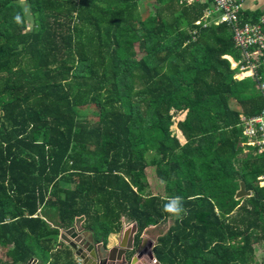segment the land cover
Returning a JSON list of instances; mask_svg holds the SVG:
<instances>
[{"label": "trees", "instance_id": "trees-1", "mask_svg": "<svg viewBox=\"0 0 264 264\" xmlns=\"http://www.w3.org/2000/svg\"><path fill=\"white\" fill-rule=\"evenodd\" d=\"M210 6L0 0V264H74L59 236L82 219L106 244L126 222L140 242L170 218L158 263L257 264L264 153L245 152L241 116L264 100L254 78L230 69L224 57L241 53L226 24L202 19ZM173 112L185 115L175 128L184 143ZM240 183L251 197L235 199ZM175 197L178 218L165 211ZM42 244L67 252L52 262L34 253Z\"/></svg>", "mask_w": 264, "mask_h": 264}, {"label": "built area", "instance_id": "built-area-1", "mask_svg": "<svg viewBox=\"0 0 264 264\" xmlns=\"http://www.w3.org/2000/svg\"><path fill=\"white\" fill-rule=\"evenodd\" d=\"M206 1H210L211 6L204 10L202 19H211L214 25L226 24L233 32L234 43L241 53V59L236 60L230 56L224 58L230 62L231 70L237 71L235 77L238 80L254 78L264 100V79L260 74V69L264 67V16L257 21L245 20L244 2L246 0H180V4L189 6ZM199 24L200 21L195 22V25ZM241 119L245 141L243 146L246 149L256 148L258 152L264 153V108L255 117L241 116ZM122 226L126 229L129 225L124 223ZM151 263L158 262L153 258Z\"/></svg>", "mask_w": 264, "mask_h": 264}, {"label": "water", "instance_id": "water-1", "mask_svg": "<svg viewBox=\"0 0 264 264\" xmlns=\"http://www.w3.org/2000/svg\"><path fill=\"white\" fill-rule=\"evenodd\" d=\"M251 194L252 193L250 191H247L245 183H240V188L235 195V199H241L243 196L250 197ZM136 233V224H133L128 230L122 228L119 232L118 238L116 239L117 243L114 247L104 249L103 246H101L99 250L95 249V245H97L96 237L90 230L85 231L84 228L79 229L73 227L67 230L66 233H62L60 235V239L64 241L65 244L70 246L73 251L75 260H77L74 264H138L145 258L144 254L147 253L148 249H152L154 247V244L148 241L146 237L141 236L140 246L135 250L130 260V252L134 249ZM149 255L152 254L150 253ZM29 264H37V260L34 259L30 261ZM149 264L152 263L149 262Z\"/></svg>", "mask_w": 264, "mask_h": 264}, {"label": "rangeland", "instance_id": "rangeland-1", "mask_svg": "<svg viewBox=\"0 0 264 264\" xmlns=\"http://www.w3.org/2000/svg\"><path fill=\"white\" fill-rule=\"evenodd\" d=\"M201 3V2H200ZM182 5H185V6H188L187 4H182ZM23 7L25 8V11H26V13H28V8H27V5H26V3H24L23 2ZM141 7H143V9H145L144 7H148L146 4H144V5H141ZM204 21H206V23H208V19H206V20H204ZM27 29H25V32H28V31H30V29H31V20H29V19H27ZM141 55H138L137 56V58H139ZM226 59V58H225ZM227 60V59H226ZM228 61V60H227ZM229 62V61H228ZM229 64H230V62H229ZM231 69V68H230ZM173 114V120H172V122H173V126H172V128L170 129L171 130V132H172V134H174L178 139H179V141H180V143H184V139L183 138H181V136H180V134L176 131V125H177V123L178 122H182L183 120H184V117H185V115H184V113H175V112H173L172 113ZM90 119V121L91 122H94V121H96V118H97V115L95 114V115H92L91 117H89ZM176 128V129H175ZM252 149H256V148H249V149H246V152L249 150V152L250 151H252ZM258 150V149H257ZM259 151V150H258ZM257 151V153L258 154H263V153H260V152H258ZM146 181H147V184L149 185V187H150V190H151V192L152 193H154V194H159V192L160 191H162V189H163V184L162 183H160V181L156 178V176H155V173H154V169H152V168H147L146 169ZM259 186L261 187V188H264V177H263V175L262 176H260L259 177ZM239 191V190H238ZM237 191V192H238ZM251 192V191H250ZM252 193V192H251ZM251 196H252V194H251ZM250 196V197H251ZM242 198H249V197H242ZM241 198V199H242ZM176 218H178V216H175ZM172 221H173V219L172 218H170V219H168L166 222H163V223H161V224H159V225H157V226H155V227H149V228H147V230H146V233H145V231L143 232V234H144V237H148L150 240L152 239V243L153 244H156V246H157V238H159L160 236H162L163 234H165L166 233V231H167V229L170 227V225H172ZM75 224H77V226L78 227H80L81 225L79 224V221H77V223H75ZM127 225H133V223H127ZM83 226V225H82ZM128 226V227H129ZM127 229V228H126ZM119 232H120V230H119ZM119 232H117V233H113V234H110L109 236H108V238H107V241H106V244H104L105 245V248H107V249H110L111 247H113L114 245H112V244H114V242H115V238L119 235L118 233ZM137 234V233H136ZM112 235V236H111ZM60 242H62L61 240H60ZM63 243V242H62ZM140 243H141V237H140V242H139V240L138 241H134V245H135V249H138L139 248V246H140ZM44 245L42 244V245H40V247L39 246H35L33 249H34V253L36 254V255H38V256H43V255H47L48 257H49V259L50 260H52V262H53V258H55V259H57L56 261H61V259L62 258H64V253H66L67 252V248H65L64 246H59L58 248H56V247H54V248H56L55 249V252L53 253V254H51V255H53V256H51L50 255V253H46V254H44L45 253V251L43 250V247ZM155 246V247H156ZM158 249H159V246L157 247ZM157 249V250H158ZM253 251H254V258H255V260H256V262H257V264H264V242L262 243H260V244H257V245H255V246H253ZM156 250V251H157ZM69 251H72V250H70L69 249ZM156 251H155V253H156ZM4 251L2 250V249H0V256H1V254L3 253ZM62 253V254H61ZM62 255V256H61ZM72 255H73V251H72ZM147 255V254H146ZM154 256V254L153 255H147V261L149 262V260H150V262L152 261V259L154 258L153 257ZM152 257V258H151ZM142 258H144V257H142ZM37 260V259H36ZM38 261V260H37Z\"/></svg>", "mask_w": 264, "mask_h": 264}, {"label": "crops", "instance_id": "crops-1", "mask_svg": "<svg viewBox=\"0 0 264 264\" xmlns=\"http://www.w3.org/2000/svg\"><path fill=\"white\" fill-rule=\"evenodd\" d=\"M244 12H245V15L250 19V20H253V21H257L259 18H261L262 16H264V0H246L245 2H244ZM257 18V19H256ZM263 177H264V175H263ZM83 221H84V219H82L80 222H79V224L81 225L80 227H78L77 226V224H74V226L73 227H75V228H79V229H81V228H84V230L85 231H89V230H87V229H85V226H82L83 225ZM77 223V222H76ZM127 223V222H126ZM122 225H124V224H122ZM73 227H71V228H73ZM132 227V225H130L129 227H127V230L128 229H130ZM153 226H151V228H152ZM70 228V229H71ZM122 228H124V226H122ZM122 228H121V230H122ZM69 230V229H68ZM120 230V231H121ZM146 230L147 229H145L144 231H145V233H146ZM66 231L67 230H61V234L62 233H66ZM60 234V235H61ZM86 234H88V233H86ZM119 234V233H118ZM114 235V234H113ZM112 236V235H111ZM141 236H144V234L142 233V235ZM59 238H60V236H59ZM118 238V236L115 238V242H114V244H112V245H116V239ZM146 238H147V240L148 241H152V239L150 240L147 236H146ZM158 239V238H157ZM61 240V239H60ZM64 242V241H63ZM97 242V245H95V249L96 250H99V248H101V246H103V247H105V245H104V243L102 242V241H96ZM113 246V247H114ZM156 246V244H154V247ZM154 247L152 248V249H148V251H147V253H145L144 255H145V258L144 259H142L138 264H144V263H148L149 264V262H150V260H149V262L146 260L147 259V255H149L150 253L153 255V249H154ZM112 248V247H111ZM135 250L136 249H133V251L131 252V254H134V252H135ZM130 254V255H131ZM147 254V255H146ZM73 261L74 262H77V260H75V257H74V255H73Z\"/></svg>", "mask_w": 264, "mask_h": 264}, {"label": "clouds", "instance_id": "clouds-1", "mask_svg": "<svg viewBox=\"0 0 264 264\" xmlns=\"http://www.w3.org/2000/svg\"><path fill=\"white\" fill-rule=\"evenodd\" d=\"M165 211L168 212V213L174 214L176 216H179L184 211V209L182 207L181 199L179 197L172 198L165 205ZM133 224H135V223H133Z\"/></svg>", "mask_w": 264, "mask_h": 264}, {"label": "flooded vegetation", "instance_id": "flooded-vegetation-1", "mask_svg": "<svg viewBox=\"0 0 264 264\" xmlns=\"http://www.w3.org/2000/svg\"><path fill=\"white\" fill-rule=\"evenodd\" d=\"M103 248H104V249H107V248H105V247H103ZM104 249H103V250H104ZM134 249H135V245H134ZM130 254H131V252H130ZM132 255H133V254L130 255V260H131V256H132Z\"/></svg>", "mask_w": 264, "mask_h": 264}]
</instances>
